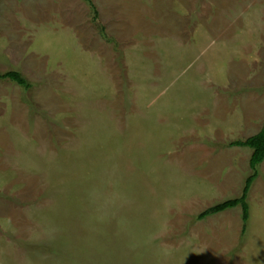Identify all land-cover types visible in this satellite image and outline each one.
I'll return each instance as SVG.
<instances>
[{
  "label": "rangeland",
  "instance_id": "374dc122",
  "mask_svg": "<svg viewBox=\"0 0 264 264\" xmlns=\"http://www.w3.org/2000/svg\"><path fill=\"white\" fill-rule=\"evenodd\" d=\"M0 0V264H264V0Z\"/></svg>",
  "mask_w": 264,
  "mask_h": 264
},
{
  "label": "trees",
  "instance_id": "16d2710c",
  "mask_svg": "<svg viewBox=\"0 0 264 264\" xmlns=\"http://www.w3.org/2000/svg\"><path fill=\"white\" fill-rule=\"evenodd\" d=\"M88 3L92 9L95 11L94 5L91 0H84ZM96 15V11H95ZM5 79L16 83L21 88L27 90L31 87V83L17 70H6L0 72V80ZM229 146H238V147H248L251 150L249 159H248V168L249 173L244 179L243 186L239 196L234 198L225 199L221 202L215 203L199 214H197V219H202L208 215H212L224 210L239 206L241 209V234L244 235L247 228V222L249 219V205L247 202L248 192L253 181L258 176V166L264 159V120L258 132L245 138L233 140Z\"/></svg>",
  "mask_w": 264,
  "mask_h": 264
}]
</instances>
